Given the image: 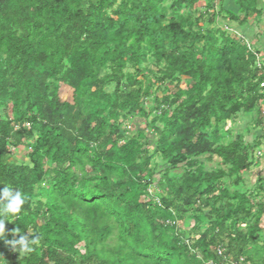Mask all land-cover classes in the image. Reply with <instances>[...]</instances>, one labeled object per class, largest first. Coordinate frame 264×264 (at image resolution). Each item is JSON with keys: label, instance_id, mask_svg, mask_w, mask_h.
Wrapping results in <instances>:
<instances>
[{"label": "trees", "instance_id": "obj_1", "mask_svg": "<svg viewBox=\"0 0 264 264\" xmlns=\"http://www.w3.org/2000/svg\"><path fill=\"white\" fill-rule=\"evenodd\" d=\"M197 2L0 0V189L26 198L0 264H264V186L233 188L259 139L227 127L263 121L264 65L234 29L264 0H207L204 28L180 13Z\"/></svg>", "mask_w": 264, "mask_h": 264}, {"label": "rangeland", "instance_id": "obj_2", "mask_svg": "<svg viewBox=\"0 0 264 264\" xmlns=\"http://www.w3.org/2000/svg\"><path fill=\"white\" fill-rule=\"evenodd\" d=\"M207 0H198L197 3H194L191 7H188L186 5H183L181 7L180 13L182 15H188L190 14L192 18H199V26L201 27H205L206 23H207V19L205 18V16H201L200 14H204L205 12V5ZM224 3L226 4V7L229 8H233V4H232V0H224ZM200 16V17H199ZM217 25H219L220 27H224V24L221 21H217ZM245 28V29H244ZM236 30V32H240V34H242L245 39H246V43L252 45L254 47V50H258L261 51L260 53L263 52V55L256 54L258 57L259 61H263L264 59V16L261 17L260 19H257V17H251V19H249L247 25H245L242 29H234ZM246 34V35H245ZM262 64V63H261ZM129 72H131V70H129ZM180 88L183 89L184 88V83L182 81V83L180 84ZM161 93L159 92L157 93V96L160 98L161 97ZM59 98L61 101L64 102H68L71 103V91L65 86L60 85L59 87ZM150 102L147 103V105ZM256 114H258V116L260 115V113H254L251 116L245 117L244 120H236L234 123H230L227 125V127L233 131L235 134H239L242 137L243 143L252 146L251 144L254 141V139L256 138V132L258 129L262 130L263 129V123H261V120H257L256 117H258ZM149 119V118H148ZM259 123L257 124V126L252 127V125L250 126V124L252 123ZM122 126L124 127L123 129L126 130V132L128 134L131 133V131L133 130V125L135 123V125H137L138 128L143 129L144 128V119H130V118H124L121 120ZM147 135H149L150 130L147 131ZM155 138V136H154ZM152 138V139H154ZM259 147L254 149V152L251 156L252 158V165L250 166V168L248 169L247 172L240 174L239 176V180L241 181V183H239V185H237V187L233 186V183L231 182L230 185L233 186V188L236 189H240L243 191L246 190H252L255 186V184H253L255 182V178L254 176H256L255 172L258 170H262L261 168H259L260 162H259V158L264 160V138L260 139L259 142ZM27 151L24 150L23 148H18V150H15L12 152L11 161L14 162H26V155H27ZM263 154V155H262ZM156 162H158V158L154 157L152 164H155ZM257 163V164H256ZM212 165H210L209 167H211ZM233 180V179H232ZM231 180V181H232ZM261 180V179H258ZM257 181V180H256ZM260 182V181H259ZM261 186H264V180H261ZM231 188V187H230ZM150 192L152 193L153 191L150 190ZM257 193V192H255ZM258 196H259V201L262 202L264 201V189H260L258 192ZM257 196V197H258ZM262 219L264 218V216L261 217ZM261 219V220H262ZM193 224L192 221L189 222V226H191ZM263 226H264V221H263ZM264 231V229H263ZM15 249L17 251H23L26 250V248L24 246H22L20 243L15 245Z\"/></svg>", "mask_w": 264, "mask_h": 264}, {"label": "clouds", "instance_id": "obj_3", "mask_svg": "<svg viewBox=\"0 0 264 264\" xmlns=\"http://www.w3.org/2000/svg\"><path fill=\"white\" fill-rule=\"evenodd\" d=\"M25 197L20 191H16L14 194L12 190L8 187L0 189V216L7 217L9 214L15 215L21 212L22 205L25 203ZM5 226V220L0 219V232L3 231ZM39 242L38 238H33L31 240L32 244H37ZM26 250L31 251L27 248V244L24 237H21L18 241Z\"/></svg>", "mask_w": 264, "mask_h": 264}, {"label": "crops", "instance_id": "obj_4", "mask_svg": "<svg viewBox=\"0 0 264 264\" xmlns=\"http://www.w3.org/2000/svg\"><path fill=\"white\" fill-rule=\"evenodd\" d=\"M245 29V28H244ZM246 35V34H245ZM261 51H259V53H260ZM261 55H263V52L262 53H260ZM262 63H263V65H264V59H263V61H262ZM262 95H263V97H262V99H261V101H260V105H259V108H260V110H261V112H262V117H263V121H261V123H263V129L262 130H260V129H258L257 130V134H256V138L257 139H262V138H264V92H262L261 93ZM245 119V118H244ZM252 127H253V125H252ZM254 127H255V125H254ZM256 138L254 139V141L256 140ZM263 155V154H262ZM259 160V162H260V165H259V168H261L262 170H258V171H256L255 173V175L256 176H254V178H255V182L254 183H256V180H258V179H261V180H264V160L261 158H259L258 159ZM257 164V163H256ZM253 183V184H254ZM264 216V215H263ZM262 219V218H261ZM260 219V224H259V227L263 230L264 229V226H263V221H264V218L261 220Z\"/></svg>", "mask_w": 264, "mask_h": 264}, {"label": "built area", "instance_id": "obj_5", "mask_svg": "<svg viewBox=\"0 0 264 264\" xmlns=\"http://www.w3.org/2000/svg\"><path fill=\"white\" fill-rule=\"evenodd\" d=\"M247 45H248V43H247ZM254 55L256 56V61H257L256 62V66H257V70H258V72H260L262 66L260 64V61L258 60L257 55L256 54H254ZM259 88H260V90H263L264 91V81L259 84ZM25 127H28V125L26 124ZM218 255H220V252H218ZM227 262H228V264H245V261L242 258H240L239 260H237V262L231 261L230 259Z\"/></svg>", "mask_w": 264, "mask_h": 264}]
</instances>
